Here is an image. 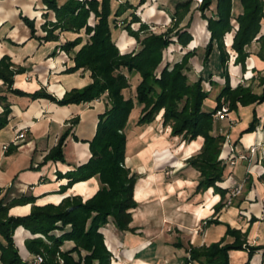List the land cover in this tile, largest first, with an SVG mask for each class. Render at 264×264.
I'll return each instance as SVG.
<instances>
[{"label": "trees", "instance_id": "obj_1", "mask_svg": "<svg viewBox=\"0 0 264 264\" xmlns=\"http://www.w3.org/2000/svg\"><path fill=\"white\" fill-rule=\"evenodd\" d=\"M48 10L54 13V21H45L42 40H56L58 33L71 31L86 35L85 42L73 54V66L65 69L66 73L78 69L90 72L91 82L80 88H71L60 98L40 88L32 93L13 87L14 76L23 69L15 66L6 55L0 58V80L6 86V92L31 100L45 98L57 105L80 104L92 102L106 93L109 107L98 113L95 131L91 136L79 135L75 128L78 117L72 118L70 125L59 136L57 143L44 156L43 161H64L63 148L66 140L88 143L90 157L88 160L65 173L57 172L59 178H66V187L96 176L99 188L88 199L82 201L79 196H66L58 204L36 205L33 195H20L7 198L0 188V262L1 264H32L23 259L14 242V231L22 226L33 237L25 240L30 254L42 257L39 264H110L111 252L104 241L102 228L111 222L119 231L130 230L131 210L137 206L133 198L137 174L131 172L124 164L125 145L129 136L126 133L127 120L134 108L140 106L136 119L137 127L152 122L161 112V123L170 128L172 137H181L185 142L202 138L197 154L186 160V165L198 172L195 191L212 188L220 195V200L213 206L212 216L206 224H219L216 214L226 204L223 198L228 189L220 186L225 163L219 158L225 135L216 132V123L212 115L223 104L229 111L238 105L264 103V74L259 75L262 89L254 92L251 85L239 83L231 87L226 65L229 53L224 44V36L230 34L234 21L237 25L230 49L235 52L234 64L245 68L249 56L248 47L257 42L256 55L264 58V0H215V9L207 17L205 10L212 0H202L197 6L201 16L207 22L209 40L204 48L202 63L208 59L216 43L222 67L224 83L214 98L212 109L204 108L203 101L208 98V91L203 90V76L191 78L189 60L196 52L186 50L180 60L164 61V51L171 44L185 48L192 40L188 27L192 21L193 0H184L176 4L171 15L173 25L161 32L150 31V26L142 21L136 13L137 5L128 1L111 9V0H66L61 5L57 0H41ZM236 1V2H235ZM144 0H140L138 6ZM234 3L239 10L234 13ZM127 10L128 18L119 19ZM189 14L186 24H178ZM93 16V24L89 18ZM24 23L34 35L33 21L21 16ZM138 23L134 29L132 24ZM121 25L127 34L139 45L138 49L121 53L111 38V26ZM80 36L59 45L65 52L81 44ZM163 65L161 66L162 62ZM161 66V67H160ZM131 77L136 78L132 86ZM212 74L207 81L211 82ZM133 88V94L126 96L125 91ZM0 129L8 123L10 102L6 94H0ZM258 125L253 112L252 120L241 133L252 132ZM264 129V123H263ZM264 164V161H263ZM31 204L30 212L23 216L8 215L14 205ZM253 219V218H252ZM42 235L43 237L39 236ZM225 235L233 238L224 242V237L208 245L190 246L185 262L197 261L200 264H229V251L247 252V261L256 252L264 255V244L251 245L247 242V231L226 225ZM65 241H72L73 246L60 250Z\"/></svg>", "mask_w": 264, "mask_h": 264}, {"label": "crops", "instance_id": "obj_2", "mask_svg": "<svg viewBox=\"0 0 264 264\" xmlns=\"http://www.w3.org/2000/svg\"><path fill=\"white\" fill-rule=\"evenodd\" d=\"M65 1L57 0L59 5ZM125 1L137 5L142 21L147 24L151 21L156 25L171 17L168 9L172 4L184 0H144L139 6L140 0H111V9L115 10ZM197 6L193 0L191 5L193 16L188 28L190 33L200 14ZM238 10L237 5H234V13ZM129 11L127 10L119 19L128 16ZM21 16L33 21L34 35ZM188 17L189 14L179 27L186 24ZM54 20V13L48 10L41 0H0V58L6 55L15 66L23 69L14 76V88L27 93L43 88L60 98L71 88H80L91 82L88 70L65 72L66 68L74 64L73 54L85 42L86 35L83 34V29L79 33L55 31L58 33L56 40L41 39L45 35L42 24ZM93 22L94 18L91 16L89 23ZM153 24L148 25L155 30ZM134 25L138 27V23ZM117 30L116 39L113 38L112 30L111 37L119 51L125 53L136 49L135 39L122 27H118ZM78 36L82 38V42L72 51L65 52L59 48L60 44ZM232 37L233 32L224 37L227 49H230ZM192 49L194 47L189 43L185 48L171 50V61L178 60L175 59V53L182 56L184 51ZM257 49V42H252L248 47L250 54L244 69L230 61L227 69L231 87H235L240 81L244 86L251 85L254 92H260L262 86L259 84V75L264 74V58L260 59L256 55ZM168 56L164 55V61H170L165 59ZM190 59L191 69L193 68L197 75L202 74L205 67L200 54L196 52ZM243 73L245 74L242 76ZM211 74V80L215 82L212 88L215 93L212 98L204 101L206 109L215 106L216 91L224 83V78L219 72ZM209 83L207 80L202 81L204 87ZM0 94H6L10 102L8 123L0 129L1 192L9 199L20 195H33L36 198V205L58 204L66 196H79L82 201L90 198L99 188L96 176L66 187L67 179L59 178L56 174L65 173L86 162L90 157L87 143L69 137L63 148L64 161L44 162L43 158L57 143L63 131L69 127L72 118L78 117V124L82 123L83 117L91 111V104L85 102L60 106L45 98L31 100L6 92V86L1 80ZM105 94L96 100H103ZM253 112L258 119V125L252 132L241 133L252 120ZM223 120L228 124L217 127V132L225 134L228 139L224 144L222 157L229 153L228 143H235L236 154L246 153L249 145L264 141V103L238 105L237 109L230 111ZM156 121L150 124L147 130H132L126 141L124 164L131 172L140 174L133 191L137 206L131 210L130 230L119 231L111 222L102 228L105 244L112 255L110 264H200L197 261H184L188 256V248L208 245L222 237L224 242L233 241L230 235H225L226 225L241 232L247 231L249 244H264V149L258 147L249 162L236 159L233 165H226L220 186L229 190L239 184L242 191L232 197L230 203H226L216 214L219 224H206L205 221L212 216L213 206L220 200V195L214 193L212 188H208L203 194L196 192L198 172L191 169L190 173L187 165L177 167L184 163L180 156L199 150L202 142L197 138L189 143L187 149L181 147L182 141L178 142L179 147L170 148L174 139L165 140V137L157 139V136L153 135ZM21 130H25V136L14 142L15 135ZM31 131L32 137L28 138ZM167 132L170 136L169 128ZM5 144L8 147L4 150L2 146ZM27 157L29 162L25 159ZM167 165L175 171L171 170L173 173L166 178L163 169ZM227 199L228 192L223 201ZM30 208V203L14 205L9 208L8 215H27ZM31 237L32 235L22 226H18L14 231L15 245L21 257L26 260L32 254L26 249L25 240ZM66 243V248L72 244ZM246 261V251H229V264H245ZM249 264H264V255L260 251L254 253Z\"/></svg>", "mask_w": 264, "mask_h": 264}, {"label": "rangeland", "instance_id": "obj_3", "mask_svg": "<svg viewBox=\"0 0 264 264\" xmlns=\"http://www.w3.org/2000/svg\"><path fill=\"white\" fill-rule=\"evenodd\" d=\"M215 4H216V2H215V0H212V3H211V5L209 6V8L208 9H206L205 10V15L208 17L213 11H214V9H215ZM235 5H237V4H235ZM175 6H176V4H172L171 5V7L168 9V11L172 14L173 12H174V10H175ZM195 8H193V10H194ZM196 10V9H195ZM233 10H234V7H233ZM200 12V11H199ZM136 13L139 15V17H140V19H142V16L140 15V13H139V11H138V9L136 10ZM127 18H128V16H126ZM182 22V21H181ZM180 22V23H181ZM153 24L151 21H149L148 22V24ZM170 23H172L171 25H173V19L170 17V18H168V19H164L163 21H160V23H158V24H153L156 28H154L155 30H153L152 29V27H150V31H153V32H156V33H158V32H161V31H164L165 30V28H167L169 25H170ZM179 23V24H180ZM232 23H233V29H232V31L231 32H233V34H234V32H235V30L237 29V25H236V23L234 22V21H232ZM179 24H178V26H179ZM170 25V26H171ZM206 25H207V22H206V20L201 16V13L199 14V17L197 18V20H196V22L193 24V26H192V29H191V35H192V40L190 41V44L191 45H193V47H194V49H195V52H197L198 54H200V58H201V61H202V59H203V53H204V48H205V45H206V43L208 42V40H209V32H208V30H207V27H206ZM118 27H122L121 25H118L117 24V26L115 27V29H113L114 27H112L111 26V30H112V34H113V38L114 39H116V35L118 34V30H117V28ZM132 27L134 28V29H137L138 27L136 26V25H134V24H132ZM188 28H190V26L188 27ZM228 33H230V32H228ZM84 34V33H83ZM227 34V33H226ZM206 37H208V38H206ZM225 37V36H224ZM112 38V37H111ZM230 39V38H229ZM206 40V41H205ZM229 42H230V40H229ZM136 43V42H135ZM214 44H213V47H212V50H211V52H210V55H209V57H208V59L205 61V63L203 64L204 65V67H205V70L203 71V73L201 74L202 76H203V79H204V81L205 80H207L208 78H209V75L211 74V72L213 73V72H219V74L221 75L222 74V65H221V61H220V58H219V49H218V47H217V45H216V43L215 42H213ZM137 44V43H136ZM76 47V46H75ZM74 47V48H75ZM139 48V45L137 44V47H136V49H138ZM135 49V50H136ZM180 49V46L179 45H176V44H171V45H169L168 47H167V49L164 51V55L166 54V55H169L168 56V58H165V59H170V61H171V55H170V51L171 50H179ZM132 50H134V49H132ZM131 50V51H132ZM258 50V49H257ZM227 51H228V53H229V57H228V61H227V65H226V70H227V73H228V64L230 63V61H232L233 62V64H234V59H235V57H236V54H235V52L234 51H232L231 49H227ZM127 52H130V51H127ZM185 52V51H184ZM257 52V51H256ZM176 55H175V59H178V60H180V57H181V55L179 54V53H175ZM247 59V58H246ZM191 60V59H190ZM245 62H246V60H245ZM163 63H164V61L162 62V64H161V66L163 65ZM190 63V62H189ZM236 65V64H235ZM239 65V64H238ZM160 66V67H161ZM245 73H243L242 74V76L244 75ZM228 75H229V73H228ZM189 76L191 77V78H195V77H198L199 75H197L195 72H194V69L192 68V69H190L189 70ZM131 81V83H132V86L133 85H135L136 84V78L135 77H131V79H130ZM229 82H230V78H229ZM220 83V82H219ZM239 83H241V84H243L242 82H238L237 84H239ZM214 84H215V82L214 81H212L211 80V82L209 83V84H207L205 87L203 86V84H202V88H203V90H205V91H208V98L210 97V98H212L213 97V94L215 93V91H213L214 89H212V88H214ZM221 87L222 86H220V88H219V90L221 89ZM133 88L131 87V88H129L128 90H126L125 91V95L126 96H131L132 94H133V90H132ZM219 90L217 89V93L219 92ZM105 94V93H104ZM211 94V95H210ZM103 95V94H102ZM101 95V96H102ZM210 95V96H209ZM100 96V97H101ZM208 98H206V99H208ZM205 99V100H206ZM204 100V101H205ZM204 101H203V105H204ZM207 102V101H206ZM90 104H91V106H92V108L90 109L91 111H89L88 112V114H86L84 117H83V119H82V123L81 124H78L79 125V127H77V128H75V131H76V133L77 134H79V135H84V136H91L93 133H94V131H95V126H96V121H97V115H98V113L99 112H101L102 110H104L106 107H109V104H108V101H107V99H106V94H105V97L103 98V100H100V101H97V100H94V101H92V102H90ZM223 105H226L227 107H228V105L227 104H223ZM230 111H229V109H228V113H229ZM139 113H140V106L138 105V104H136V105H134V108L132 109V111H131V113H130V115H129V117H128V120H127V129H126V133H128L129 134V136L132 134V130H137V131H140V130H143V129H149L150 128V124H152V123H155V121L158 119V121H156V127L154 128L155 129V133L153 134L157 139H163L164 137H165V140H173L174 139V142H172L173 144L170 146V148H173L174 146V148H177V147H179V143L181 142V147H185L186 149H187V146L189 145V143L191 142H185V141H183L182 139H181V137L179 136V137H172V136H168V132H167V130H168V126H163L162 125V123H161V112L156 116V118L152 121V122H150L149 124H147V125H145V127H144V125L143 126H140V127H137L136 125H135V123H136V119H137V117H138V115H139ZM212 119H214L213 117H212ZM214 121H215V123H216V132H217V127H218V125H221V124H224V125H227L228 124V122L226 121V120H216V119H214ZM77 126V125H76ZM38 129L40 130L41 129V127H38ZM34 131V130H33ZM33 131H31V133H28V138H30V137H32V132ZM169 131H170V128H169ZM219 133V132H218ZM170 135V134H169ZM223 135H225V134H223ZM197 138H200V140H201V142H202V138L201 137H197ZM196 138V139H197ZM225 142L223 143V145H222V149H221V152H220V154H219V158L222 160V161H224V163H225V167H226V160L228 159V157H229V154H230V152L229 153H227L226 155L224 154V158L222 157V150H223V148H224V144H226V142H227V137L225 136ZM193 141V140H192ZM179 142V143H178ZM83 143H85V142H83ZM88 144V143H87ZM177 144V145H176ZM179 144V145H178ZM202 144V143H201ZM228 144H230V145H232V146H234V142H231V143H228ZM200 149V148H199ZM229 149H230V146H229ZM198 151L199 150H197V151H195V152H192V153H189V154H182L180 157H181V160L184 162L183 164H179V166H177V167H183V166H185L186 164V161L185 160H187V158L188 157H190V156H193V155H195V154H197L198 153ZM26 159V161L27 162H29V157H27V158H25ZM24 159V160H25ZM168 166V165H167ZM167 166H165L164 167V169H163V174H164V176L167 178V176H170V173H173L175 170H173L172 168H170L169 166L167 167ZM180 168H177V169H180ZM188 169H190L189 171H190V173H192L191 172V169H193V168H191V167H187ZM174 169H176V168H174ZM170 170V171H169ZM173 172H172V171ZM188 171V172H189ZM137 174V176L139 177L140 176V174H138V173H136ZM167 174V175H166ZM197 177V176H196ZM198 178H199V176H198ZM204 192H206V190H204V191H200L199 193H204ZM228 200V199H227ZM226 200V201H227ZM102 230V229H101ZM103 233V232H102ZM104 235V234H103ZM39 236H41V237H43L42 235H39ZM32 237H33V235H32ZM104 241H105V238H104ZM66 242H71L72 244L69 246V247H65V245L67 244ZM73 246V242L72 241H65L63 244H62V246H60V250H67V249H69V248H71ZM108 249V248H107ZM29 252V251H28ZM36 255H38V254H36ZM32 256H34V254H32L31 255V257ZM0 264H1V262H0Z\"/></svg>", "mask_w": 264, "mask_h": 264}, {"label": "built area", "instance_id": "obj_4", "mask_svg": "<svg viewBox=\"0 0 264 264\" xmlns=\"http://www.w3.org/2000/svg\"><path fill=\"white\" fill-rule=\"evenodd\" d=\"M194 1H195L196 5H199L202 2V0H194ZM227 114H228V107L226 105H222L221 107H219L218 109H216L214 111L212 117L216 120H223L227 117ZM24 136H25V130L19 131L14 137V142H16L17 140L23 139ZM229 146H230V149H229L230 154H229L228 159L226 160V165L231 166L234 164L236 159L246 160L248 162L251 161V159H252L253 155L255 154L258 147H261L262 149H264V141H262L261 143H258V144L249 145L246 153L237 152L236 154H234L235 147L232 145H229ZM7 147H8L7 144L2 146V148L4 150ZM241 191H242V186L239 184L230 188L229 192H228V200L226 201V203L229 204L231 198L240 194ZM263 205H264V201H263ZM28 261L32 264H39L42 262V257L40 255H34V256L30 257L28 259Z\"/></svg>", "mask_w": 264, "mask_h": 264}]
</instances>
